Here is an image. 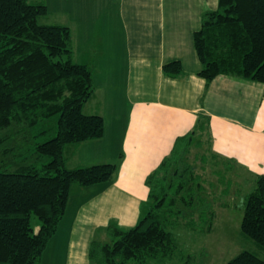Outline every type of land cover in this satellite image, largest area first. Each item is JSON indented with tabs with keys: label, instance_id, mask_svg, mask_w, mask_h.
I'll return each instance as SVG.
<instances>
[{
	"label": "trees",
	"instance_id": "obj_1",
	"mask_svg": "<svg viewBox=\"0 0 264 264\" xmlns=\"http://www.w3.org/2000/svg\"><path fill=\"white\" fill-rule=\"evenodd\" d=\"M48 15L45 0H0V264H40L65 215L72 187L109 185L118 171L111 163L67 167L66 147L100 139L104 121L83 112L95 92L92 71L74 61L68 27L39 23ZM193 47L201 65L198 75L206 84L220 75L232 76L263 85L264 96V0H218L215 11L203 14ZM162 71L175 78L182 65L168 62ZM198 116L193 130L177 138L146 177V212L130 229L107 227L108 240L89 245L90 264L170 259L179 246L173 235L176 228L211 232L226 180L221 184L217 179L220 188L198 173L197 163L204 172L210 159L218 160L212 152L209 118ZM53 117L55 135L35 146L46 162L40 167L14 164L12 139ZM222 165L224 172L233 168L230 162ZM240 231L264 251L262 175L256 176L253 190L244 198ZM227 264L264 260L244 250Z\"/></svg>",
	"mask_w": 264,
	"mask_h": 264
},
{
	"label": "crops",
	"instance_id": "obj_2",
	"mask_svg": "<svg viewBox=\"0 0 264 264\" xmlns=\"http://www.w3.org/2000/svg\"><path fill=\"white\" fill-rule=\"evenodd\" d=\"M89 1L93 2L60 0V4L63 17L68 9L75 14L67 22L77 21L82 29V36H77L79 52L89 45H106L110 50L101 55L92 50L101 74L92 71L95 92L83 107L86 115L103 118L104 133L80 145L71 158L82 166L114 162L112 141L124 152L118 154L122 162L111 184L87 187L79 199L71 189L57 230L69 232L66 239L57 240L66 250L63 264H90L89 245L93 240L106 242L107 227L135 226L147 210L145 178L177 138L193 130L198 115L209 118L212 152L218 161L230 162L233 169L254 178L264 176L263 85L226 75L206 84L198 75L201 65L193 33L203 14L217 9L218 0H100L102 6L91 12ZM117 45L124 46L120 53ZM172 61L182 65L175 78L162 71ZM120 97L126 101L124 111ZM234 176L241 175L234 170ZM221 204L219 210L227 208V203Z\"/></svg>",
	"mask_w": 264,
	"mask_h": 264
},
{
	"label": "rangeland",
	"instance_id": "obj_3",
	"mask_svg": "<svg viewBox=\"0 0 264 264\" xmlns=\"http://www.w3.org/2000/svg\"><path fill=\"white\" fill-rule=\"evenodd\" d=\"M88 3L90 4V7L88 9L89 12H91V9H93L94 7L100 8L102 6L101 4H103V2H100V0H93V2L89 1ZM46 6L49 11V15L47 17L40 18L39 23H44L48 25L69 26L70 27L69 29L72 33V46L74 47L73 48L74 61L76 63L87 64L90 67L91 71H93L94 75L98 74V72L100 73L101 67L98 65V63L95 64V60H94L95 54L92 52V50L96 49L99 55H101L102 51L110 52L109 48L106 45H89L85 47L84 51H80L81 52L80 53L77 50V48L79 47L81 48L82 45H77V42H78V37H80L78 36V33H81L82 36L83 33L82 29H80V27L79 28L77 27V21H74L75 23L73 24H69L67 22V19L70 20L69 18L75 17V14H73L71 10L68 9V11L66 10L64 11V17H63L60 0H49L48 5L46 4ZM85 15H86L85 12L81 13V16L84 17ZM123 48L124 46L122 45L116 46V50L118 53H120L121 52L120 50ZM119 100L121 101L120 107H122V111H124L126 101L123 100V98L121 99V97L118 98V101ZM121 112L119 114L120 117L123 114V113L121 114ZM56 119H57L56 117H53L45 122H40L34 127L28 128L19 137L12 139V141L14 142L15 149L12 151L11 157L14 156L13 158V160L15 161L14 164L16 165L27 164V165L40 167L43 163L46 162V159H40L37 156L35 146L37 144L43 143L51 139L55 135ZM41 131H43V133L39 134ZM110 143L111 145L113 144L112 145L113 148L111 150L113 155L110 156V158L113 157L115 158V156L117 157L114 160V162H110V163L117 164L119 168L122 162V155L119 156L118 154H123L124 151L121 150L119 151L117 141H112ZM79 149H81V147L76 148L73 145H69L66 147L65 157L68 159L67 167L69 169H73L75 167H79L83 165V164L81 165L79 162L76 164L75 158H71L72 152L76 153L79 151ZM93 154L94 153L92 151L91 155ZM95 158H101V157L97 156ZM98 164H92V165H98ZM197 166H198L197 169L198 173L203 174V178L207 183H213L215 186L221 188L222 185L220 186L217 183V179L221 180V184H223V181L226 180L225 183L223 184L224 187L226 188L225 189L226 192L223 195V197L221 196L220 198L222 199L221 202L225 204L227 203V208H225L224 210L222 209L219 210L220 207L216 205L215 214L217 217H216V221L214 222L215 226L213 225V228L209 233H201V232L193 233L185 229H179V228L173 230V235L177 240V243L179 244L176 254L170 259H165V260L154 259L148 261L145 264H227L229 260L237 256L240 252L244 250L253 252L257 254L258 257L264 260V251H260L255 246V244L248 238L244 237L240 231V223L244 210V198L248 193H250L253 190L255 186L254 176L243 170H236L228 167L225 168V172H224L222 162L218 160H215L214 162L210 159L208 164L205 165L204 172L199 168L200 164L197 163ZM234 170L240 173L241 176L240 177L233 176ZM6 171L10 172L13 170L7 169ZM214 171L216 172V174H214ZM228 179H231V181H228ZM76 188L79 189L81 187L77 185H74L72 187V190L74 189L73 194L75 195L76 199H79L80 196L86 194L87 190H89L86 189L87 188L86 187L85 191L82 190L81 192H76L78 191ZM214 193L215 194H213V196L218 197L219 193L217 191H215ZM148 202L149 199L147 197L146 199L147 207H149ZM34 223L38 225L36 220L34 221ZM57 233L58 235L56 237ZM67 233L69 232L56 231L55 235L49 240L41 256L40 264H63L61 263V261L64 260L66 250L64 246L61 245V242L57 243V240L66 239ZM130 264H134V263H130Z\"/></svg>",
	"mask_w": 264,
	"mask_h": 264
}]
</instances>
